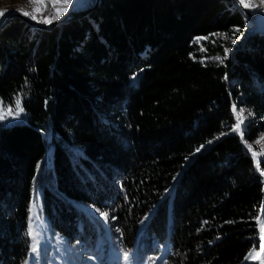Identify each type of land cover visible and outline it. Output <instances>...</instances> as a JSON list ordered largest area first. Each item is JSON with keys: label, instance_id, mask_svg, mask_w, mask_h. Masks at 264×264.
Wrapping results in <instances>:
<instances>
[{"label": "trees", "instance_id": "trees-1", "mask_svg": "<svg viewBox=\"0 0 264 264\" xmlns=\"http://www.w3.org/2000/svg\"><path fill=\"white\" fill-rule=\"evenodd\" d=\"M248 30L231 0H100L1 28L0 100L24 118L0 123V264H25L37 189L73 246L106 229L138 263L157 239L167 264H257L264 184L245 142L264 130V35ZM233 106L252 111L238 131Z\"/></svg>", "mask_w": 264, "mask_h": 264}, {"label": "rangeland", "instance_id": "rangeland-1", "mask_svg": "<svg viewBox=\"0 0 264 264\" xmlns=\"http://www.w3.org/2000/svg\"><path fill=\"white\" fill-rule=\"evenodd\" d=\"M255 1L264 5V0ZM93 2V0H71L70 3H67V0H0V13H2V15H0V22L12 11L16 10L22 13L23 11L32 12L37 7L40 8V11L35 13L37 19H32L31 16H29L30 20L41 22L44 18H51V21H54L62 18L72 10H81L80 8L82 7H88L92 5ZM89 3L91 4L89 5ZM53 4L62 10V14L59 15L58 18H52L54 13ZM65 4L67 10L63 11ZM247 27L250 29V26L247 25ZM243 36H245V34ZM243 36H241V38ZM232 41L234 42L233 44H237V40ZM233 47L234 46L227 47L226 51H230ZM17 100L18 99H15L13 103L0 100V115L4 116V119H0L1 124H10L15 121L23 120L24 112L23 109L22 111L17 110ZM9 108L11 112H8ZM20 108H22L21 105ZM235 109L234 115L236 121L241 110L243 112L242 123L252 117V111L250 109L243 106H236ZM248 145L252 146L251 149L248 148ZM245 148L252 156L264 184V168H260L258 165L259 158L264 159V130L260 132L253 141L245 142ZM75 205L79 208H83L87 214L96 216L99 219H105L104 216L100 215V213L105 212L100 209L81 203H76ZM261 222H264V218ZM28 224L30 228V247L25 264H139L135 263L134 259H132L129 254L116 249L111 244L106 230L98 234L94 249L85 248L82 240H77L75 242L76 245L73 246L63 235L51 231L50 221L42 211L41 194L38 189L35 190L30 202ZM261 243H264V241H261ZM255 251H260V245ZM261 258H264V253H261ZM245 262H257V264H261V259H246ZM143 264H166V257L163 258L160 255L159 258L154 260V263L147 260Z\"/></svg>", "mask_w": 264, "mask_h": 264}, {"label": "water", "instance_id": "water-1", "mask_svg": "<svg viewBox=\"0 0 264 264\" xmlns=\"http://www.w3.org/2000/svg\"><path fill=\"white\" fill-rule=\"evenodd\" d=\"M231 2L236 6V8L239 9V11L242 13L245 24L250 26V29L246 33V38L255 36L257 34L264 35V6L257 5L253 8H246L243 7L239 2L236 0H231ZM100 3V0H94L93 4L85 7L81 10H72L65 14L62 18L56 19L54 21H51V23H42L39 21H32L29 18H27L25 15H23L20 11H12L10 12L1 22H0V29L6 26L11 20L14 18H20L27 23L38 27V28H45L50 29L55 24L61 23V22H67L70 20H73L75 18L82 17L84 15L89 14L93 9L96 8V6ZM251 20L252 24L250 25L249 21Z\"/></svg>", "mask_w": 264, "mask_h": 264}, {"label": "snow or ice", "instance_id": "snow-or-ice-1", "mask_svg": "<svg viewBox=\"0 0 264 264\" xmlns=\"http://www.w3.org/2000/svg\"><path fill=\"white\" fill-rule=\"evenodd\" d=\"M71 0H67V3H70ZM239 3L241 5H243V7H252V5H250L247 0H239ZM53 9H54V13L52 18H58L59 15L62 14V10L60 8H57L55 4H53ZM67 7L66 4L63 8V11H66ZM40 11V8L37 7L35 8L32 12H28V11H23V15L25 16H31L32 19H37L36 16V12ZM0 15H2V13H0ZM43 23H51V18H44L42 19ZM236 31H239V29H236ZM219 59V58H217ZM16 107L18 111H22V108H20V101L17 100L16 101ZM233 111H236L235 106H233ZM8 112H11V109H8ZM242 117H243V112L242 110L240 111V113L237 116V125H236V130L238 131L240 128V124L242 123ZM0 119H4L3 115H0ZM251 145H248V148L251 149ZM99 211V210H97ZM100 215L104 216L105 219H107L108 214L107 213H100ZM257 222L259 223L260 227H259V238L261 241H264V222L259 221V218H257ZM261 253H264V243L260 244V251L256 252L255 249L252 250V252L249 253V255L246 257V259H255V258H260L261 259V264H264V258H261Z\"/></svg>", "mask_w": 264, "mask_h": 264}, {"label": "bare ground", "instance_id": "bare-ground-1", "mask_svg": "<svg viewBox=\"0 0 264 264\" xmlns=\"http://www.w3.org/2000/svg\"><path fill=\"white\" fill-rule=\"evenodd\" d=\"M236 1L239 2V0H236ZM247 2H248L250 5H252V7H248V8H253V7L257 6V5L264 6L263 4H260V3H258V2L255 1V0H247ZM249 23H250V25L252 24L251 20L249 21Z\"/></svg>", "mask_w": 264, "mask_h": 264}]
</instances>
